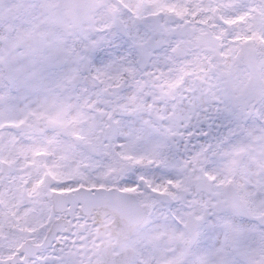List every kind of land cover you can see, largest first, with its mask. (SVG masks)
<instances>
[{
	"label": "snow or ice",
	"instance_id": "obj_1",
	"mask_svg": "<svg viewBox=\"0 0 264 264\" xmlns=\"http://www.w3.org/2000/svg\"><path fill=\"white\" fill-rule=\"evenodd\" d=\"M0 264H264V0H0Z\"/></svg>",
	"mask_w": 264,
	"mask_h": 264
}]
</instances>
